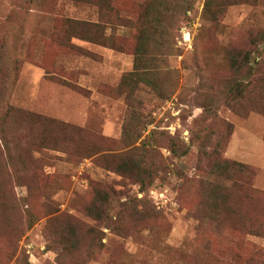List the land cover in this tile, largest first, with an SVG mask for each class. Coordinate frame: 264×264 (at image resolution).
<instances>
[{"label": "rangeland", "instance_id": "rangeland-1", "mask_svg": "<svg viewBox=\"0 0 264 264\" xmlns=\"http://www.w3.org/2000/svg\"><path fill=\"white\" fill-rule=\"evenodd\" d=\"M194 1L168 57L179 76L175 95L161 102L142 85V106L132 110L118 87L133 71L136 21L147 0H113L105 16L74 0H0V46L18 61L4 103L83 130L70 148L31 152L34 161L18 174L0 140V264H264L247 262L264 252V114L247 112L248 104L247 114L233 112L219 87L226 50L245 48L264 29V0L228 7L218 23L204 16L206 0ZM127 21L133 26H122ZM70 22L100 25L105 44L67 42ZM134 115L138 129L151 123L142 140L154 132L151 184L148 174L104 169L114 170L123 141L136 138ZM22 125L9 128V142L23 143ZM37 137L28 148L37 149ZM25 143L19 152L11 145L15 157L26 158ZM203 144L255 171L254 197L210 172ZM101 149L112 153L85 159Z\"/></svg>", "mask_w": 264, "mask_h": 264}, {"label": "trees", "instance_id": "trees-1", "mask_svg": "<svg viewBox=\"0 0 264 264\" xmlns=\"http://www.w3.org/2000/svg\"><path fill=\"white\" fill-rule=\"evenodd\" d=\"M74 1L95 5L104 16L109 11H113V0ZM242 2L255 3L256 0H206L204 16L209 21L218 23L219 18L226 12L228 7L241 4ZM194 4V0H147L140 7L136 21L137 35L133 47V71L123 76L118 87L121 95L125 97L128 108L132 110H135V106L141 108L142 103L137 100L136 95L142 85L149 88L156 99L161 102H168L175 95L179 84V76L178 71L170 69L168 57L177 53L173 41L178 38V33L181 30L180 23L187 22L186 20L189 13L193 10ZM123 24L122 26L124 27L133 26L130 25V21ZM101 29L98 24L70 22L65 30V37L67 42L68 39L77 38L82 41L104 45V35ZM263 46L264 29H258L250 34L245 48L230 47L225 52L227 74L221 79L219 87L223 90V99L230 109L237 114L245 115L247 112L264 114ZM118 49L121 50L120 48ZM17 62H9L5 54V43L2 44L0 46V110L2 112L0 116V140L8 161L17 162V164L13 165V169H16V174L27 171V162L34 161L32 156H30L31 152L39 153L44 149L57 151L62 146L70 148V145L75 142L76 132L80 133L83 131L72 125L18 110L4 103L7 92L10 89V83L17 80V75L13 72V70L15 72L18 71ZM4 104L6 107L2 106ZM245 104H248L247 112H242L241 108ZM132 118V124L138 121L136 126L138 129L142 125L139 118H137V115L132 116ZM20 122H23V125L18 127L16 132L25 135L26 158L20 154L15 157L13 150H11V145H14L16 147L15 151L19 152L24 141L21 145L20 143L9 142V128ZM150 125L151 123L143 124V129H138L136 138L133 141H126L127 139L123 141L125 143L123 152L121 155L114 157L116 159L114 161V170H111L109 166L104 169L115 171L124 177L135 176L136 178H143L142 176L148 174L146 177L148 182L150 184L153 183L157 172L148 169L155 159L152 155L156 153V147L151 142L154 132L148 134L142 140L144 133H146V128ZM30 135L41 138L40 143L37 144V149L28 148L30 146L34 147V142L28 141ZM166 139L171 143L173 142L172 138ZM18 141L20 142V139ZM139 141H141V144L136 146ZM169 151L175 156L179 154L174 149V143ZM110 153H112L111 150L101 149L85 159L105 158ZM201 154L210 163L209 170L213 175L239 182L241 184L240 189L243 187L249 198L254 197L255 191L252 188V181L255 176L254 170L242 163L224 159L219 146L207 147L203 144ZM186 155V151L181 154L183 157ZM35 162L37 161L35 160ZM138 180L136 184L143 187L144 180ZM1 189L0 194L2 192ZM214 190L218 191L219 188ZM222 200L223 203H227L228 198ZM70 233L74 234L73 232ZM254 235L263 236V233L256 230ZM240 258L241 256L238 254L234 256V259ZM263 259L264 252L255 250L248 257L247 262L251 263L257 260L256 263H258L263 261Z\"/></svg>", "mask_w": 264, "mask_h": 264}]
</instances>
